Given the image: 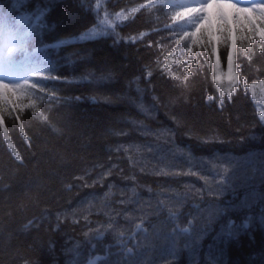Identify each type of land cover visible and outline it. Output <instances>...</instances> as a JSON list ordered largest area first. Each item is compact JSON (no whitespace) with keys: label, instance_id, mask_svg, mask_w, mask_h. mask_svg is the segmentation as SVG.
Segmentation results:
<instances>
[{"label":"trees","instance_id":"16d2710c","mask_svg":"<svg viewBox=\"0 0 264 264\" xmlns=\"http://www.w3.org/2000/svg\"><path fill=\"white\" fill-rule=\"evenodd\" d=\"M147 3L0 0V37L27 33L19 70L31 76L43 65L59 78L48 82L50 96L31 88L33 98H0V264L96 256L95 264H264V175L219 193L175 175L182 166L203 171L206 160L264 155V121L244 86L264 79L260 41L249 58L237 40L242 75L221 105L214 58L189 41L183 21L172 25L175 4ZM121 12L129 18L116 21ZM172 49L176 63L165 70Z\"/></svg>","mask_w":264,"mask_h":264},{"label":"snow or ice","instance_id":"6c2138e0","mask_svg":"<svg viewBox=\"0 0 264 264\" xmlns=\"http://www.w3.org/2000/svg\"><path fill=\"white\" fill-rule=\"evenodd\" d=\"M161 4H166V0H159ZM157 0H148L147 4L141 5V7L147 8L150 6H155ZM99 7V4L97 5ZM140 8H134L131 10L132 13L139 12ZM129 18L124 12L118 13L115 17L116 21H124ZM178 21L189 22L195 26V32L193 33L194 43L207 54V59L209 61L213 60L212 64V75L215 84L220 87V97L219 102L222 105L224 103V92L228 93V98L230 99L232 94L237 90V85L240 82L239 77L242 75L239 71V66H234V55L237 48V40H246L247 46L243 43L241 47L244 49V53L251 58L254 54L252 48L253 40L258 39L260 43L257 48L264 52V0H253V3L241 5L238 0H195L194 3H181L173 5V14L171 16L172 25H176ZM103 24L105 28H114L115 24L109 21L105 17ZM169 25L166 24L165 28ZM104 34V28L97 32L93 29L91 32L86 33L83 38H92L96 35ZM27 33L23 34H12L7 33L3 37L6 42L4 47L0 48V67L7 68L16 59V54L26 53L24 48L25 36ZM145 34H141L138 37H133L132 40L135 42L137 39H142ZM223 48V55L226 58V71L221 69V49ZM191 52L192 49L190 48ZM173 52L175 49L167 51L163 55V69H169L170 64L176 63L173 60ZM190 65L195 67L192 62ZM32 75L29 76L25 73L24 77L18 81L5 80L0 78V98L8 96L9 99L15 97L20 99L21 96H28L33 98V93L29 91L31 88L44 89L47 96L51 95V92L46 91L50 89V81H55L59 79L56 75L51 73V70L43 65H36L31 68ZM192 71L187 72V76H193ZM175 79L176 77H172ZM245 87H251L255 90L257 87L264 92V80L257 84L248 85L247 81H244ZM35 99H40L37 95ZM209 101L213 100V96L209 95L207 97ZM33 112L35 116H39L40 119L47 121L48 117L43 115L40 108L35 104L32 105ZM9 110L8 112H10ZM2 113V112H0ZM260 119L264 121V111L260 112ZM4 119L0 116V121ZM4 138L8 139L7 133H4ZM9 147H12V143H8ZM12 152L15 155L16 160H21V157L16 153L15 148H12ZM111 173H106L110 175ZM168 174V173H165ZM180 172H176L175 175H180ZM185 175L196 173H184ZM124 203V201H121ZM87 219V217H85ZM191 224V221H189ZM143 227V222L135 225L137 231L141 230ZM147 232V229H144ZM184 233L189 232V228L185 227L181 230ZM135 233H133V237ZM129 252L132 251L131 248L128 249ZM92 264V262H90Z\"/></svg>","mask_w":264,"mask_h":264},{"label":"rangeland","instance_id":"374dc122","mask_svg":"<svg viewBox=\"0 0 264 264\" xmlns=\"http://www.w3.org/2000/svg\"><path fill=\"white\" fill-rule=\"evenodd\" d=\"M166 1L174 4L195 2V0ZM238 3H240L241 5H245L253 3V1L238 0ZM183 24L189 41L194 40L193 33L196 30L195 26L189 22H183ZM96 31L98 32L99 29H96ZM4 43L5 40L1 39L0 48L4 47ZM16 62L17 60H14V62L7 68L0 67V78L12 81L21 80L24 77L25 73L19 70L21 65L19 63L17 64ZM259 82L254 83L259 85ZM249 89L251 97L255 101L259 113L264 111V92H262L259 87H257L255 90H253L251 87H249ZM202 168L203 171L201 168L192 169L182 166L180 171L178 172L196 173L193 176H196L200 180H202L210 191L219 193L224 191L226 188L232 187L236 183L245 184L249 180H252L254 182L260 181L264 175V155H258L257 157L254 156L253 158L241 157L229 159L227 157H220L214 161L206 160ZM76 252L77 250L73 251L74 255H76Z\"/></svg>","mask_w":264,"mask_h":264},{"label":"water","instance_id":"95a60500","mask_svg":"<svg viewBox=\"0 0 264 264\" xmlns=\"http://www.w3.org/2000/svg\"><path fill=\"white\" fill-rule=\"evenodd\" d=\"M101 257L100 256H96L94 257L93 259H91L87 264H90V262H92V264H95V262L100 259Z\"/></svg>","mask_w":264,"mask_h":264},{"label":"bare ground","instance_id":"6f19581e","mask_svg":"<svg viewBox=\"0 0 264 264\" xmlns=\"http://www.w3.org/2000/svg\"><path fill=\"white\" fill-rule=\"evenodd\" d=\"M252 1H253V0H252ZM100 233H101V232H100ZM177 237H178V236H177ZM177 237H176V238H177ZM167 239H168V238H167ZM170 242H171V241H170Z\"/></svg>","mask_w":264,"mask_h":264}]
</instances>
